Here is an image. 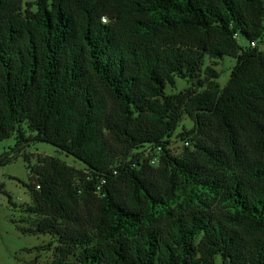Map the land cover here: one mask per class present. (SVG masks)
<instances>
[{
	"label": "trees",
	"instance_id": "16d2710c",
	"mask_svg": "<svg viewBox=\"0 0 264 264\" xmlns=\"http://www.w3.org/2000/svg\"><path fill=\"white\" fill-rule=\"evenodd\" d=\"M23 1L0 0V165L45 143L85 167L23 154L48 264H264V0ZM225 57L224 86L167 94Z\"/></svg>",
	"mask_w": 264,
	"mask_h": 264
},
{
	"label": "rangeland",
	"instance_id": "374dc122",
	"mask_svg": "<svg viewBox=\"0 0 264 264\" xmlns=\"http://www.w3.org/2000/svg\"><path fill=\"white\" fill-rule=\"evenodd\" d=\"M35 0H24L22 5V14L34 13L36 7ZM245 44L244 41H241ZM262 48V47H261ZM264 49V48H262ZM234 59L225 57L213 66V61L205 59L204 66L198 73L197 78L188 82L178 79L174 88L168 87L167 94L182 92L187 89H195V83L203 80V71L206 67L212 66L221 75L218 82L224 86L228 81L232 67L235 65ZM193 122L187 116H184L175 136L185 130H190ZM25 138L31 137L33 133L23 126ZM16 143L15 136L0 142V155L11 150ZM191 147V145L189 146ZM175 155L183 152V143L177 142L173 148ZM23 154L27 156L32 165H40L41 159L49 156L59 158L64 164L75 169H84V165L74 159L72 156L66 155L57 148L45 143H30L24 145ZM21 154L17 159L7 165H0V264H48L52 260L55 244L53 238L48 236H31L21 234L17 227H29L36 218L35 215L28 214L26 209L33 204L30 191L24 186L29 181L28 162L25 161L24 155ZM11 197L12 203H9ZM51 250L38 252L34 248L43 246ZM220 263V259L217 260Z\"/></svg>",
	"mask_w": 264,
	"mask_h": 264
},
{
	"label": "built area",
	"instance_id": "2783aa9c",
	"mask_svg": "<svg viewBox=\"0 0 264 264\" xmlns=\"http://www.w3.org/2000/svg\"><path fill=\"white\" fill-rule=\"evenodd\" d=\"M251 46H252V47H255V46H256V43H252ZM185 145H188V143H185ZM152 163H153V164L158 163V158H157V157H156V158H153Z\"/></svg>",
	"mask_w": 264,
	"mask_h": 264
}]
</instances>
